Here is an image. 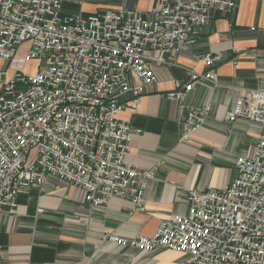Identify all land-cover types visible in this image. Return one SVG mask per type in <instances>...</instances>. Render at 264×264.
I'll use <instances>...</instances> for the list:
<instances>
[{
    "label": "built area",
    "instance_id": "obj_1",
    "mask_svg": "<svg viewBox=\"0 0 264 264\" xmlns=\"http://www.w3.org/2000/svg\"><path fill=\"white\" fill-rule=\"evenodd\" d=\"M87 1L0 0V61L7 63L0 68V214L16 210L20 189L41 187L49 176L81 188L91 207L114 196L140 207L162 161L149 169L126 162L134 128L119 113L135 109L158 83L154 68L168 63L166 53L192 45L213 11L229 12L240 0L162 1L147 13L86 15L67 6ZM202 58L206 70L187 69V83L167 98L215 80L221 53ZM211 108L190 107L182 139ZM238 119L260 130L253 154L236 156L229 183L189 189L187 211L162 219L152 235L106 239L143 252L174 251L176 264H264V90L239 91L224 115L227 123Z\"/></svg>",
    "mask_w": 264,
    "mask_h": 264
},
{
    "label": "crops",
    "instance_id": "obj_2",
    "mask_svg": "<svg viewBox=\"0 0 264 264\" xmlns=\"http://www.w3.org/2000/svg\"><path fill=\"white\" fill-rule=\"evenodd\" d=\"M170 0H89L67 4L91 14L120 8L148 12ZM193 43L165 54L168 63L154 68L158 83L146 89L135 109L119 117L134 128L128 164L156 168L145 186L140 207L112 197L91 207L83 190L49 176L41 187L19 190L13 213L0 214V264H176L180 254L168 249L143 252L110 243L107 233L124 237L152 235L160 221L186 212L189 189H222L235 176L234 161L252 155L259 125L245 119L224 120L241 89L264 90V0H240L229 12L213 11L197 28ZM239 48V52H234ZM219 52L215 80H199L183 98H167L188 81L187 69L203 72V55ZM211 103L205 123L182 139L190 107Z\"/></svg>",
    "mask_w": 264,
    "mask_h": 264
},
{
    "label": "rangeland",
    "instance_id": "obj_3",
    "mask_svg": "<svg viewBox=\"0 0 264 264\" xmlns=\"http://www.w3.org/2000/svg\"><path fill=\"white\" fill-rule=\"evenodd\" d=\"M24 48H25V45H22V46L20 47V50L22 51ZM34 64H36V61H34ZM6 65H7L6 62L2 63V62L0 61V68H5Z\"/></svg>",
    "mask_w": 264,
    "mask_h": 264
},
{
    "label": "water",
    "instance_id": "obj_4",
    "mask_svg": "<svg viewBox=\"0 0 264 264\" xmlns=\"http://www.w3.org/2000/svg\"><path fill=\"white\" fill-rule=\"evenodd\" d=\"M167 54H170V53H167Z\"/></svg>",
    "mask_w": 264,
    "mask_h": 264
}]
</instances>
